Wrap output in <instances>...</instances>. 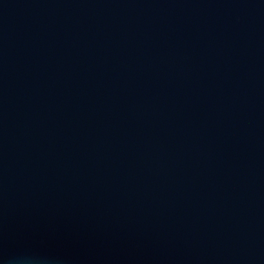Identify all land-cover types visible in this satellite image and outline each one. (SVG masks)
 Here are the masks:
<instances>
[{
    "label": "water",
    "instance_id": "1",
    "mask_svg": "<svg viewBox=\"0 0 264 264\" xmlns=\"http://www.w3.org/2000/svg\"><path fill=\"white\" fill-rule=\"evenodd\" d=\"M0 264H264V0H0Z\"/></svg>",
    "mask_w": 264,
    "mask_h": 264
}]
</instances>
